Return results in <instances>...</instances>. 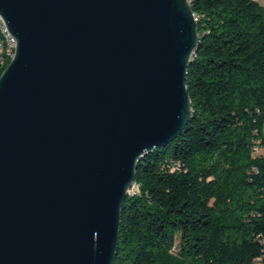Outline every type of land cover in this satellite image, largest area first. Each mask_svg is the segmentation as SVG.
Here are the masks:
<instances>
[{
    "label": "water",
    "instance_id": "1",
    "mask_svg": "<svg viewBox=\"0 0 264 264\" xmlns=\"http://www.w3.org/2000/svg\"><path fill=\"white\" fill-rule=\"evenodd\" d=\"M0 264H113L140 159L192 116L188 0H0Z\"/></svg>",
    "mask_w": 264,
    "mask_h": 264
},
{
    "label": "trees",
    "instance_id": "2",
    "mask_svg": "<svg viewBox=\"0 0 264 264\" xmlns=\"http://www.w3.org/2000/svg\"><path fill=\"white\" fill-rule=\"evenodd\" d=\"M188 1L192 116L140 159L113 264H264V6Z\"/></svg>",
    "mask_w": 264,
    "mask_h": 264
},
{
    "label": "bare ground",
    "instance_id": "3",
    "mask_svg": "<svg viewBox=\"0 0 264 264\" xmlns=\"http://www.w3.org/2000/svg\"><path fill=\"white\" fill-rule=\"evenodd\" d=\"M195 20L197 21L196 17ZM2 25L5 24L0 18V66L6 67L7 64H10V62L14 59L15 38L12 34H9L8 29L3 27Z\"/></svg>",
    "mask_w": 264,
    "mask_h": 264
},
{
    "label": "built area",
    "instance_id": "4",
    "mask_svg": "<svg viewBox=\"0 0 264 264\" xmlns=\"http://www.w3.org/2000/svg\"><path fill=\"white\" fill-rule=\"evenodd\" d=\"M3 27H5L6 29H8L7 27H6V25H2ZM9 31V30H8ZM9 34H12L10 31H9ZM15 38V37H14ZM16 42H17V39L15 38V48H16ZM1 54V53H0ZM1 67H4V66H1ZM255 152L256 153H258L259 151H258V149H255ZM133 189V188H132ZM131 193H132V190H131Z\"/></svg>",
    "mask_w": 264,
    "mask_h": 264
},
{
    "label": "rangeland",
    "instance_id": "5",
    "mask_svg": "<svg viewBox=\"0 0 264 264\" xmlns=\"http://www.w3.org/2000/svg\"><path fill=\"white\" fill-rule=\"evenodd\" d=\"M261 1H262V3H261V4L264 6V0H261Z\"/></svg>",
    "mask_w": 264,
    "mask_h": 264
}]
</instances>
